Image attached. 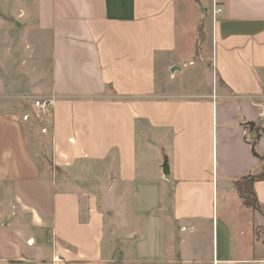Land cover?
<instances>
[{"label":"crops","instance_id":"0c3cea01","mask_svg":"<svg viewBox=\"0 0 264 264\" xmlns=\"http://www.w3.org/2000/svg\"><path fill=\"white\" fill-rule=\"evenodd\" d=\"M199 1L28 0L53 171L0 111V264H264L233 188L263 169L264 0ZM206 17L209 65L190 60ZM197 64L207 85L170 83Z\"/></svg>","mask_w":264,"mask_h":264},{"label":"rangeland","instance_id":"374dc122","mask_svg":"<svg viewBox=\"0 0 264 264\" xmlns=\"http://www.w3.org/2000/svg\"><path fill=\"white\" fill-rule=\"evenodd\" d=\"M30 3L33 2L0 0V111L17 115L25 124L31 135L30 154L40 168H46L45 174L49 176L53 171L49 159L50 115L36 119L37 111L33 109L32 103L35 100H42L34 96V91L40 87L45 88L49 84L50 43L46 36L37 33L33 22L31 23L28 17H22V9L26 10L27 16H33V14L30 15L32 10L27 8ZM207 22H209L208 17L202 23L201 43L198 49L193 50L190 60L199 61L203 58V62L209 65L207 62L211 61V58ZM185 62L188 63V61ZM182 64L181 62L178 65ZM170 81L173 85L184 86L185 89L191 90L197 89L201 84L207 85L210 82V76L207 78L202 75L201 67L197 64L194 67H188L185 72L177 74ZM250 213L254 221V242L264 257V209L256 206L255 210L248 209L247 214L250 215ZM245 223L246 221L239 222V226H245Z\"/></svg>","mask_w":264,"mask_h":264},{"label":"trees","instance_id":"16d2710c","mask_svg":"<svg viewBox=\"0 0 264 264\" xmlns=\"http://www.w3.org/2000/svg\"><path fill=\"white\" fill-rule=\"evenodd\" d=\"M198 6H200L199 4V0H193ZM203 20L199 21V23L196 26V35L197 37L195 38V42H194V49H198L199 44L201 43V39L200 36L203 33V26H202ZM249 128H253L252 124L248 125ZM263 129H255L256 131V137L255 140L251 143V150L253 155L263 163V169L256 173V174H250V175H246L243 176L239 179H237L236 181L233 182V188L239 198V200L241 201V204L246 208V209H250V210H255L256 206H259V202L256 198V195L254 193L253 190V185L256 182L259 181H264V154H259L255 151V144H256V140L258 139L260 132Z\"/></svg>","mask_w":264,"mask_h":264},{"label":"built area","instance_id":"2783aa9c","mask_svg":"<svg viewBox=\"0 0 264 264\" xmlns=\"http://www.w3.org/2000/svg\"><path fill=\"white\" fill-rule=\"evenodd\" d=\"M51 104L52 102L49 100H35L32 103V107L37 111L36 119H40L41 116H47L51 114ZM260 119H264V112L259 114ZM26 119V117H24Z\"/></svg>","mask_w":264,"mask_h":264},{"label":"water","instance_id":"95a60500","mask_svg":"<svg viewBox=\"0 0 264 264\" xmlns=\"http://www.w3.org/2000/svg\"><path fill=\"white\" fill-rule=\"evenodd\" d=\"M27 1V0H26ZM173 72V70H172ZM163 175H168V169L166 167L163 168V171H162Z\"/></svg>","mask_w":264,"mask_h":264}]
</instances>
